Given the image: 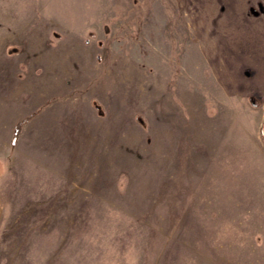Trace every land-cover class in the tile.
I'll list each match as a JSON object with an SVG mask.
<instances>
[{"label":"rangeland","instance_id":"1","mask_svg":"<svg viewBox=\"0 0 264 264\" xmlns=\"http://www.w3.org/2000/svg\"><path fill=\"white\" fill-rule=\"evenodd\" d=\"M264 0H0V264H264Z\"/></svg>","mask_w":264,"mask_h":264},{"label":"flooded vegetation","instance_id":"2","mask_svg":"<svg viewBox=\"0 0 264 264\" xmlns=\"http://www.w3.org/2000/svg\"><path fill=\"white\" fill-rule=\"evenodd\" d=\"M262 129H263V136H264V126H263V128H262Z\"/></svg>","mask_w":264,"mask_h":264}]
</instances>
